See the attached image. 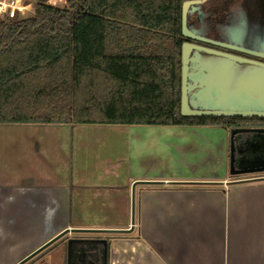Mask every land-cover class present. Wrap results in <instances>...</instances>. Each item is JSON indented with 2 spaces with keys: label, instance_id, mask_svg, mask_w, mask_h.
Here are the masks:
<instances>
[{
  "label": "trees",
  "instance_id": "16d2710c",
  "mask_svg": "<svg viewBox=\"0 0 264 264\" xmlns=\"http://www.w3.org/2000/svg\"><path fill=\"white\" fill-rule=\"evenodd\" d=\"M0 20V123L264 126L180 113L185 0H24Z\"/></svg>",
  "mask_w": 264,
  "mask_h": 264
},
{
  "label": "crops",
  "instance_id": "0c3cea01",
  "mask_svg": "<svg viewBox=\"0 0 264 264\" xmlns=\"http://www.w3.org/2000/svg\"><path fill=\"white\" fill-rule=\"evenodd\" d=\"M1 124L41 125L22 131L33 137L31 158L0 155V217L22 206L31 215L53 218L51 234L34 247L45 243L40 251L54 243L58 255L64 251L65 260L49 264H68L65 236L70 229L88 230L69 218L80 216L84 201L97 199L106 202L101 206L105 215L123 199L129 226L103 228L114 237L107 260L70 264H264V178L231 182L229 175L181 177L165 171L157 156L158 164L154 158L143 164L69 161L76 149L67 147L69 131L48 128L67 124ZM78 129L74 132L90 131Z\"/></svg>",
  "mask_w": 264,
  "mask_h": 264
},
{
  "label": "rangeland",
  "instance_id": "374dc122",
  "mask_svg": "<svg viewBox=\"0 0 264 264\" xmlns=\"http://www.w3.org/2000/svg\"><path fill=\"white\" fill-rule=\"evenodd\" d=\"M0 1L2 3L6 0ZM21 1L25 4L24 12L17 13L28 16L31 12L30 5L24 0ZM48 2L62 5L65 0H48ZM1 8L2 5H0V20L9 15ZM39 126L41 125L0 123V155L12 157L13 154H16L18 157L31 158L28 148L30 145H34L33 137L22 135V133L25 134L22 131L35 129ZM48 128L69 131L67 147L69 148L68 145L76 147L69 161L85 162V164L91 162L143 164V162H148L149 158H154V163L158 164L159 161L165 171L187 178H217L230 175L231 157L232 167L235 170L264 165V133H261L257 138L252 137L242 147L236 145L231 153L232 131L219 126L67 124L49 126ZM78 128L90 131L81 134L74 132ZM157 129L162 131L158 132ZM150 131L153 132L150 133ZM36 146L39 147V144ZM241 153H244L246 158L241 157ZM155 156L159 158L158 161ZM242 175L244 174L240 176ZM124 177L125 174L122 175L123 179ZM87 202L82 203L80 216L70 217L69 221L71 224L87 227L88 230L73 231L70 229L65 239L66 237H101L110 242L109 240L114 238L110 235L113 232L105 231L103 228L111 227V225L129 226V217H124L125 203L123 199L117 200L115 202L117 208L109 210L107 215L101 207L106 202L99 199L91 204ZM85 205L86 207H84ZM23 207L25 209V206ZM14 210L15 213H5L3 217H0V264H9L14 260H35L33 264H49L53 260H65L64 251L63 254L58 255L59 250H56L54 243L40 251H38L39 248L45 243L34 248L37 243L51 234L54 229L53 218L39 214L31 215L32 212L23 210L22 206ZM131 219L139 221L135 216ZM71 227L73 226L71 225ZM64 242L63 239V245ZM78 247H82L84 250L82 260H92L93 255L96 260H101V244L78 243L73 250L77 252ZM77 258L75 256L70 260H78ZM86 262L84 263L86 264Z\"/></svg>",
  "mask_w": 264,
  "mask_h": 264
},
{
  "label": "water",
  "instance_id": "95a60500",
  "mask_svg": "<svg viewBox=\"0 0 264 264\" xmlns=\"http://www.w3.org/2000/svg\"><path fill=\"white\" fill-rule=\"evenodd\" d=\"M203 1L205 0L183 1L181 33L184 37H193L186 25L188 7ZM201 52L211 54L206 56ZM180 92L182 115L264 117V62L183 41ZM232 149L231 145V153ZM230 167L231 174L264 170V167L235 170L232 167V157ZM261 178L264 176L232 179L231 182ZM71 241L74 239L68 240V264L71 259Z\"/></svg>",
  "mask_w": 264,
  "mask_h": 264
},
{
  "label": "flooded vegetation",
  "instance_id": "af4514ba",
  "mask_svg": "<svg viewBox=\"0 0 264 264\" xmlns=\"http://www.w3.org/2000/svg\"><path fill=\"white\" fill-rule=\"evenodd\" d=\"M186 25L193 37H184V41L264 62V0H205L188 7ZM201 54L207 56L211 53L201 52ZM260 129H264V126L230 128V131H233L230 142L233 149L236 145L244 146L252 137H259L261 133H264V130ZM240 156L246 158L244 153ZM261 167L264 165L254 168ZM241 174L244 175L240 176ZM258 176H264V170L230 174L229 178L232 180ZM72 238L74 241H71V259L77 256L78 260H82L83 248L78 247L76 252L73 250L74 246L78 243L90 242L101 244V260H107L109 250L107 239L68 237V239ZM92 257V260H96L95 255Z\"/></svg>",
  "mask_w": 264,
  "mask_h": 264
},
{
  "label": "built area",
  "instance_id": "2783aa9c",
  "mask_svg": "<svg viewBox=\"0 0 264 264\" xmlns=\"http://www.w3.org/2000/svg\"><path fill=\"white\" fill-rule=\"evenodd\" d=\"M2 10L7 11L10 15L14 12H24L25 4L21 0H6L1 3Z\"/></svg>",
  "mask_w": 264,
  "mask_h": 264
}]
</instances>
